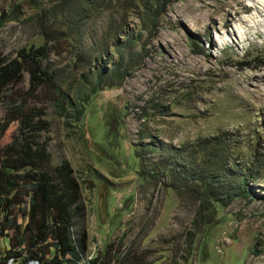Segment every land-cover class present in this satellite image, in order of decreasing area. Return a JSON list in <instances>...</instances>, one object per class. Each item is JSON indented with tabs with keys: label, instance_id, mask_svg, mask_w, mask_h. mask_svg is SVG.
Segmentation results:
<instances>
[{
	"label": "rangeland",
	"instance_id": "rangeland-1",
	"mask_svg": "<svg viewBox=\"0 0 264 264\" xmlns=\"http://www.w3.org/2000/svg\"><path fill=\"white\" fill-rule=\"evenodd\" d=\"M62 1L0 0V14L18 15L0 28V53L14 57L42 43L40 24L55 20ZM248 7L249 0H112L85 22L81 47L60 16L68 34L44 64L64 96L36 104L50 124L53 163L68 160L81 185L85 209L75 229L87 231L86 261L121 242L145 264H264V174L238 196L216 182L208 203L196 180L201 166L177 162L203 157L199 141L217 137L226 173L237 174L263 146L264 109H250L249 93L250 105L238 107L239 85L222 84L264 74V37L243 49L215 42L252 13ZM28 88L26 73L8 91L22 101ZM9 105L0 102V126ZM19 119L0 133V146ZM8 243L0 240L2 250Z\"/></svg>",
	"mask_w": 264,
	"mask_h": 264
},
{
	"label": "trees",
	"instance_id": "trees-1",
	"mask_svg": "<svg viewBox=\"0 0 264 264\" xmlns=\"http://www.w3.org/2000/svg\"><path fill=\"white\" fill-rule=\"evenodd\" d=\"M111 1H62L52 12L55 20H47L45 16L40 24L42 43L24 46L14 57L0 53V102L10 101L7 120L1 124L0 133L16 117L20 118L17 132L0 146V236H5L9 242L7 249L0 247L2 264L18 260L37 264H145L140 257L134 259L131 252L123 253L121 242H110L91 260H85L88 234L84 228L75 229L77 217H83L85 209L81 204V185L68 160L53 163L45 137L50 124L44 109L36 104L46 96L49 100L64 96L56 72L44 64L54 42L68 34L57 25L60 16H66L68 23L64 25L81 47L85 22ZM17 17L14 10L4 11L0 14V28ZM26 73L29 88L22 101H18L12 98L8 88L21 83ZM29 98L34 99L33 105L28 103ZM216 138L199 141L198 147L205 153L203 157L177 160L184 170L201 166L202 180H196L205 188L204 202L208 203L213 199L216 182L238 196L246 193L250 180L264 174V141L245 168L237 174H227L229 170L224 168L227 154L213 142ZM137 156H141L139 151ZM164 172L169 173V169ZM20 218L26 221L22 224Z\"/></svg>",
	"mask_w": 264,
	"mask_h": 264
},
{
	"label": "bare ground",
	"instance_id": "bare-ground-1",
	"mask_svg": "<svg viewBox=\"0 0 264 264\" xmlns=\"http://www.w3.org/2000/svg\"><path fill=\"white\" fill-rule=\"evenodd\" d=\"M251 9L252 13L241 18L235 28L224 32H217L215 42L218 49L228 44L243 49L249 39L255 40L259 38L260 34L264 37V0H249L248 10ZM262 43H264V41H262ZM222 85H239L232 94L238 107L244 101L249 103L251 96V105L250 103L248 104L251 106L250 109H264V87H262V85H264V74L258 72L252 73L249 78H237L230 83H224ZM246 85H253V88L249 89ZM247 95L249 99H245Z\"/></svg>",
	"mask_w": 264,
	"mask_h": 264
},
{
	"label": "built area",
	"instance_id": "built-area-1",
	"mask_svg": "<svg viewBox=\"0 0 264 264\" xmlns=\"http://www.w3.org/2000/svg\"><path fill=\"white\" fill-rule=\"evenodd\" d=\"M26 221V220H25ZM24 221V222H25ZM3 239H6L8 241V239L5 237V236H0V240H3ZM9 247V245H7V248ZM31 263H34V262H31ZM31 263H23V262H20V263H13V264H31Z\"/></svg>",
	"mask_w": 264,
	"mask_h": 264
}]
</instances>
